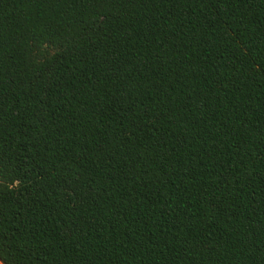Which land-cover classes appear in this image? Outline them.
Listing matches in <instances>:
<instances>
[{"label": "trees", "instance_id": "obj_1", "mask_svg": "<svg viewBox=\"0 0 264 264\" xmlns=\"http://www.w3.org/2000/svg\"><path fill=\"white\" fill-rule=\"evenodd\" d=\"M2 264H264V0H0Z\"/></svg>", "mask_w": 264, "mask_h": 264}, {"label": "crops", "instance_id": "obj_2", "mask_svg": "<svg viewBox=\"0 0 264 264\" xmlns=\"http://www.w3.org/2000/svg\"><path fill=\"white\" fill-rule=\"evenodd\" d=\"M0 264H2V263L0 262Z\"/></svg>", "mask_w": 264, "mask_h": 264}]
</instances>
